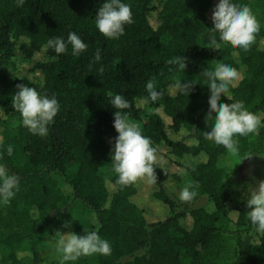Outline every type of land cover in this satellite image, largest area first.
<instances>
[{
    "label": "trees",
    "instance_id": "1",
    "mask_svg": "<svg viewBox=\"0 0 264 264\" xmlns=\"http://www.w3.org/2000/svg\"><path fill=\"white\" fill-rule=\"evenodd\" d=\"M104 2L25 0L17 6L16 0H0V166L20 177L15 197L0 203V264L46 263L41 239L75 201L86 212L75 233L96 231L112 251L66 264H263L264 233L247 217L250 192L225 183L228 171L218 161L228 151L203 135L214 117L206 118L209 88L202 71L219 63L236 68L240 78L228 94L264 117V0H237L261 23L248 51L224 42L210 48L208 13L218 0H123L133 22L115 40L95 26ZM70 31L88 45L80 56L71 54V45L60 55L45 47L52 37L67 40ZM177 56L184 58V70L170 63ZM149 80L159 94L155 102L148 99ZM177 81H191L192 91L179 93ZM20 83L59 102L46 137L22 126L11 102ZM117 93L130 104L123 110L127 118L157 149L155 184H116L109 143L118 135L116 110L107 101ZM219 99L232 102L223 94ZM237 139V160L264 152V126ZM8 145L11 157L3 154ZM185 155L196 159L188 174L198 189L187 203L178 198L182 168L172 158ZM145 195L156 201L148 213Z\"/></svg>",
    "mask_w": 264,
    "mask_h": 264
},
{
    "label": "clouds",
    "instance_id": "2",
    "mask_svg": "<svg viewBox=\"0 0 264 264\" xmlns=\"http://www.w3.org/2000/svg\"><path fill=\"white\" fill-rule=\"evenodd\" d=\"M25 0H16L17 6H22ZM97 30L108 39H119L125 33V26L133 22V13L129 4L123 0H105L98 8L95 15ZM212 26L208 27L210 48L219 47L220 42L229 43L233 48L244 51L250 50L257 40L261 30V23L256 18L251 8L237 0H218L211 14ZM218 34V38H217ZM25 43L30 41L25 40ZM68 45H71V54L80 56L86 51L88 45L75 31H70L67 40L62 37H52L46 42L45 47L52 49L57 55L67 54ZM99 61V50L95 54ZM170 63L177 64L185 69V61L177 56ZM209 88V111L206 118H213L208 130L203 135L216 145H222L231 155L239 152L237 137L258 134L264 126V117L249 111L243 101H233L229 95L230 87H235L240 78L239 71L228 63H219L214 70H203ZM194 83L191 81H177L174 88L181 94H189ZM16 91L11 97L13 107L19 112L22 126L33 134L46 137L49 125L54 122L60 105L55 95H47L29 86L26 83L16 85ZM148 99L155 102L158 91L154 82L146 83ZM226 96L231 103H225L219 98ZM219 101V102H218ZM116 111L113 113V126L118 135L114 138V146L110 154L112 169L116 173V184L129 186L144 180L148 184H155L157 176L155 169L160 160L157 149L149 137L145 136L139 126L127 118L123 110L130 108L127 99L121 94H114L107 101ZM215 110V115H212ZM207 122V120H206ZM14 148L8 145L4 149L5 155L11 157ZM246 157V156H245ZM242 161V160H241ZM240 161V162H241ZM20 189V177L0 166V203L7 204L15 197ZM250 195L246 201L248 208L247 217L255 226L257 232L264 233V182L256 189H249ZM198 189L195 185L183 187L178 195L181 202H191L197 196ZM70 222L65 227H70ZM57 250L60 253V264L77 261L82 256L93 254L109 255L112 251L108 240L102 238L96 231L77 234L75 232H57Z\"/></svg>",
    "mask_w": 264,
    "mask_h": 264
},
{
    "label": "rangeland",
    "instance_id": "3",
    "mask_svg": "<svg viewBox=\"0 0 264 264\" xmlns=\"http://www.w3.org/2000/svg\"><path fill=\"white\" fill-rule=\"evenodd\" d=\"M216 3L217 2H213L208 13V19L211 18L212 10ZM23 65L24 68L30 66L29 63L26 62H24ZM21 66L19 68L23 69ZM27 77L29 80H36V77L31 74L27 75ZM109 143L111 145L114 144L113 139L109 138ZM172 158L175 160L176 164L182 168L181 179L178 184L180 192L183 187L191 184L188 168L195 163L196 159L188 155L182 157L172 156ZM240 161L241 160H237L229 153L225 154L219 159V165L228 171L225 183L246 186L248 191L249 189H256L261 182H264V152L261 154H253L250 157L243 159L241 162ZM60 188V190H63L64 194H68L69 191L62 182L60 183ZM155 204L156 201L154 199H152L149 195H145L143 198V207H146L147 213L150 211L149 207H153ZM71 207V209L66 211L65 218H62L59 221V224L57 223L58 225L53 229V233L49 236L46 235L44 239H41V242L39 241L40 245L44 246V253H42V255H44L47 261L46 263L44 262V264H51L50 262L52 261L60 262L61 256L56 246V241L59 237L56 233L58 231L61 233L75 232L81 225V220H83V216L86 214V212H81V206L78 205L76 201L72 202ZM146 217L150 220L149 214H147ZM66 222H70L71 226L65 227Z\"/></svg>",
    "mask_w": 264,
    "mask_h": 264
}]
</instances>
